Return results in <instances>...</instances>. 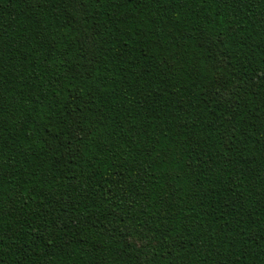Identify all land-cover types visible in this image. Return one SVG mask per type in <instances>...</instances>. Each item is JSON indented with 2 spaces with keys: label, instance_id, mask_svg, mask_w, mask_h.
I'll use <instances>...</instances> for the list:
<instances>
[{
  "label": "trees",
  "instance_id": "trees-1",
  "mask_svg": "<svg viewBox=\"0 0 264 264\" xmlns=\"http://www.w3.org/2000/svg\"><path fill=\"white\" fill-rule=\"evenodd\" d=\"M0 264H264V0H0Z\"/></svg>",
  "mask_w": 264,
  "mask_h": 264
}]
</instances>
